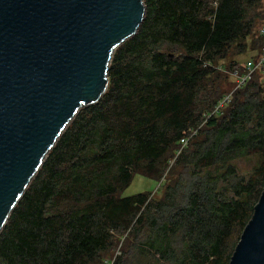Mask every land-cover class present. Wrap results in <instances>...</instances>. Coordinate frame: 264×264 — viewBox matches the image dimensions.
<instances>
[{"label":"trees","instance_id":"1","mask_svg":"<svg viewBox=\"0 0 264 264\" xmlns=\"http://www.w3.org/2000/svg\"><path fill=\"white\" fill-rule=\"evenodd\" d=\"M143 2L9 206L0 264L230 263L264 191V68L232 76L264 46V0ZM136 174L161 194L123 196Z\"/></svg>","mask_w":264,"mask_h":264},{"label":"water","instance_id":"2","mask_svg":"<svg viewBox=\"0 0 264 264\" xmlns=\"http://www.w3.org/2000/svg\"><path fill=\"white\" fill-rule=\"evenodd\" d=\"M145 11L143 0H0V224L78 107L106 90L110 49ZM229 264H264V191Z\"/></svg>","mask_w":264,"mask_h":264},{"label":"built area","instance_id":"3","mask_svg":"<svg viewBox=\"0 0 264 264\" xmlns=\"http://www.w3.org/2000/svg\"><path fill=\"white\" fill-rule=\"evenodd\" d=\"M260 35L264 36V22L259 26ZM244 70L243 72H239L238 70L232 72V76L236 81V87L243 85L249 79H251L253 73L258 70L264 68V46L258 52L256 57H247L244 61ZM232 97V92L227 94L217 105V110L221 108L225 103H227ZM182 142L187 143V139L183 138Z\"/></svg>","mask_w":264,"mask_h":264},{"label":"rangeland","instance_id":"4","mask_svg":"<svg viewBox=\"0 0 264 264\" xmlns=\"http://www.w3.org/2000/svg\"><path fill=\"white\" fill-rule=\"evenodd\" d=\"M248 54L237 56L238 60L244 62ZM161 181L150 178L145 175L136 174L132 183L127 187L122 193L123 196H129L144 191L157 192V195H160L162 188L160 187Z\"/></svg>","mask_w":264,"mask_h":264}]
</instances>
